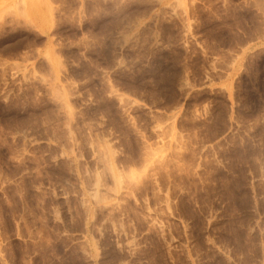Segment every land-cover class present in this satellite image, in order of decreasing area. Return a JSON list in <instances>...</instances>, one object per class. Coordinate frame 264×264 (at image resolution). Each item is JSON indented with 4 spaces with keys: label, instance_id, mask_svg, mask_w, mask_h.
<instances>
[{
    "label": "rangeland",
    "instance_id": "1",
    "mask_svg": "<svg viewBox=\"0 0 264 264\" xmlns=\"http://www.w3.org/2000/svg\"><path fill=\"white\" fill-rule=\"evenodd\" d=\"M0 237L264 264V0H0Z\"/></svg>",
    "mask_w": 264,
    "mask_h": 264
},
{
    "label": "crops",
    "instance_id": "2",
    "mask_svg": "<svg viewBox=\"0 0 264 264\" xmlns=\"http://www.w3.org/2000/svg\"><path fill=\"white\" fill-rule=\"evenodd\" d=\"M255 32L260 31V24L258 23L255 27ZM234 30H232V33ZM252 37H256V34H252ZM228 37V34H227ZM254 43V41H249L247 45ZM229 40L228 49L229 50ZM27 241L20 238H8L0 237V264H34L35 256L33 254H26L25 244Z\"/></svg>",
    "mask_w": 264,
    "mask_h": 264
},
{
    "label": "bare ground",
    "instance_id": "3",
    "mask_svg": "<svg viewBox=\"0 0 264 264\" xmlns=\"http://www.w3.org/2000/svg\"><path fill=\"white\" fill-rule=\"evenodd\" d=\"M169 78V77H168Z\"/></svg>",
    "mask_w": 264,
    "mask_h": 264
}]
</instances>
